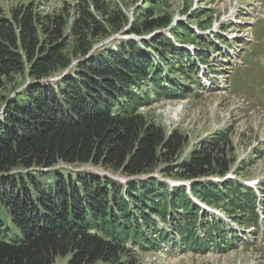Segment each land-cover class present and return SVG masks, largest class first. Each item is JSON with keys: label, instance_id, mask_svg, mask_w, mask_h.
I'll use <instances>...</instances> for the list:
<instances>
[{"label": "trees", "instance_id": "1", "mask_svg": "<svg viewBox=\"0 0 264 264\" xmlns=\"http://www.w3.org/2000/svg\"><path fill=\"white\" fill-rule=\"evenodd\" d=\"M95 1L80 6L71 25L72 47L64 36V14L41 18L32 7L11 18L0 14V89L12 75L29 76L21 92L0 102V264H55L57 258H66L63 264H130L122 260L126 243L147 250L155 243L172 248L177 236L182 249L233 246L237 231L193 201L227 206L236 222L259 228L264 182L259 196L238 178L227 177L233 164L226 132L201 139L188 159L165 167L163 175L190 181L189 186L170 190L151 177L188 140L177 132L166 136L138 112L150 103L144 90L153 86L161 96L184 97L186 87L175 80V71L187 78L195 74L191 52L182 53L161 32L150 41L131 39L116 48L94 49L128 23L119 8L107 13L105 0ZM152 16L135 18L127 31L151 34L171 25V19ZM179 31L190 35L187 26ZM219 42L228 45L225 38ZM151 45L163 52V64L173 56L177 67L172 64L169 75L147 53ZM218 47L202 38L193 57L209 64ZM89 163L128 179L122 184L95 171L59 166ZM156 216L175 234L157 228Z\"/></svg>", "mask_w": 264, "mask_h": 264}, {"label": "rangeland", "instance_id": "2", "mask_svg": "<svg viewBox=\"0 0 264 264\" xmlns=\"http://www.w3.org/2000/svg\"><path fill=\"white\" fill-rule=\"evenodd\" d=\"M86 2L96 3L95 0H0V14L11 18L15 11L30 7L41 18L64 14L68 18L64 36L72 47L75 37L71 33V25L78 16L80 6ZM105 4V12H113L119 8L127 16L128 23L121 31L112 32L110 37L97 41L94 49L108 46L116 48L120 42L131 39L138 42L150 41L152 36L161 32L182 53L184 49L191 51L190 61L194 64V69L198 66L200 72H195L198 75L190 73V78H187L182 75V70L175 71V80L186 87L184 97L161 96L153 86L148 88V83L144 85V89L148 88V91H144L148 92L150 103L140 106L138 112L149 122L160 126L166 136L177 132L188 140L180 154L170 161L160 163L151 177L168 184L170 190H174L176 186L173 181L187 182L163 175L162 172L168 165L188 159L201 139L224 131L230 140L227 154L233 164L228 175L238 171L240 174L236 177L241 182L255 180L256 186H261L264 182V0H105ZM93 12H96L95 9ZM150 13L153 14L151 18L171 19V25L151 34L133 35L127 31L132 20L145 18ZM99 15L102 20L104 15ZM183 26L190 30L188 37L179 31ZM202 38L211 39L213 44L218 42L219 45L210 53L209 64H203L193 57V49L201 45ZM224 38L229 41L228 45L219 42ZM222 49L225 53L218 55ZM146 50L156 60L155 63H158V69H164L166 74L174 71L172 64L177 67L171 54L167 57L168 64H163L160 59L162 51L156 50L152 45ZM175 53L179 51L175 50ZM72 60V64L77 62V58L73 57ZM212 67L217 68L219 73H213ZM56 76L53 75L54 78ZM28 80L27 74H15L6 79L5 85L0 89V102L21 92ZM59 166L72 171H95L117 181L118 177H125L112 168L91 163ZM163 203L166 204L167 200ZM260 207L261 221L258 229L251 224L241 225L236 222V215L232 217L227 214V206L220 205L217 208L215 216L226 223V228L237 231L238 238L233 246L225 249L209 248L204 252L182 249L180 247L184 245H180V238L177 236L178 244H174L172 248L163 243H155V248L147 250L138 244L126 243L127 251L123 253L122 260L130 264H264V211L263 206ZM153 218L157 228L169 230L170 235L175 234V229L164 223L163 218ZM197 229L203 230L202 226ZM155 236L148 235L149 238ZM65 261L66 258H57L55 264H63Z\"/></svg>", "mask_w": 264, "mask_h": 264}]
</instances>
